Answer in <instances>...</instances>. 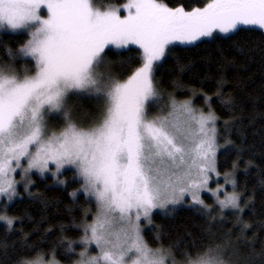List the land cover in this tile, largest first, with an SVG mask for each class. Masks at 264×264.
<instances>
[{"label": "snow or ice", "instance_id": "1", "mask_svg": "<svg viewBox=\"0 0 264 264\" xmlns=\"http://www.w3.org/2000/svg\"><path fill=\"white\" fill-rule=\"evenodd\" d=\"M204 46L219 57L216 75L207 77L213 95L203 82L199 91L173 82L191 93L180 99L161 73L178 49ZM0 48V223L21 238L0 242V264H60L61 255L71 264H264V220L254 227L245 219L258 195L264 201V179L259 193L238 181L260 167L245 159L257 151L246 146V132L258 118L264 133V112L246 117L241 101L258 103L248 92L254 64L264 101V0H0ZM228 69L246 78L233 84ZM33 176L71 197L81 213L71 225L78 240L60 238L48 249L29 242L24 218L10 212L22 192L50 206L31 191ZM178 208L203 220L201 237L187 232L186 243L165 247L157 234L150 243L146 229L160 232L157 210ZM54 228L67 230L57 224L33 232L43 240Z\"/></svg>", "mask_w": 264, "mask_h": 264}, {"label": "trees", "instance_id": "2", "mask_svg": "<svg viewBox=\"0 0 264 264\" xmlns=\"http://www.w3.org/2000/svg\"><path fill=\"white\" fill-rule=\"evenodd\" d=\"M99 3L108 4L112 6H117L125 2V0H98ZM257 41L261 38L259 35L254 37ZM20 39H27V37H21ZM11 47L15 48L18 45L15 43V40L9 37L6 41ZM228 55V53H225ZM0 58L6 59V53L2 48H0ZM231 58V57H230ZM219 57L214 48L210 46H204L199 49H193L190 51H183L181 49L177 50L176 55L173 58H170L165 65L161 75L165 81V88L169 92H174L180 99H189L192 98L191 93L188 92H178L175 88L170 87L169 85L173 82H180L186 88L196 89L197 91L201 88V82H203L204 91L209 95H213L215 88L214 81H209L207 77L211 74L216 75L219 64L217 63ZM180 67H183L185 71L181 72ZM254 74V83L249 82L248 92L251 93L252 99L258 101L254 107L248 99H243L241 102L245 106L244 115L246 117L258 116V113L264 112V101H260V71L259 66L254 64L251 66V70L247 75ZM239 77H245V73L237 74L232 69H228V79L234 84ZM227 91H232V84H229L226 88ZM194 104L197 107L203 108L204 102L202 96H196L194 98ZM85 108L90 107L88 104H84ZM213 107L217 111V114L221 115L223 119H228L229 115L225 112L219 102L216 100V97L213 96ZM239 115V113H238ZM262 124L257 118V123L255 129L248 128L246 132L247 141L246 146L251 147L255 144L256 154L250 152L245 159L253 158V162L256 165H259V169L251 168L248 171V174L241 172L238 175L239 183L244 186L246 185L249 190H256L259 193L260 190V180L264 179V176L261 175V170H264V158L259 156L260 149V136ZM253 131L257 133L256 136H253ZM233 139H236L235 133L232 136ZM240 141L237 140V143ZM234 158V157H233ZM231 159V158H230ZM230 162V161H229ZM241 168H243V162L241 163ZM36 184L33 186L31 191L33 193L42 194L48 201L50 206L45 208L43 204L38 202H33L30 197L24 195L22 202L17 203L15 207L11 210V215H17L24 218V229L25 232L30 233L28 239L30 243L39 242L42 247L48 249L49 246L54 245L60 238L65 240H78L80 233L74 230L71 225L73 217L79 218L81 213L78 208H76L71 200V197L67 195L66 192L55 190L54 188L49 187L52 185V181L49 179L46 183L34 176ZM78 186V185H77ZM73 189L69 188L68 191ZM55 205V207L51 206ZM81 207L90 208L92 205L86 204L84 199L80 200ZM72 209V211H69ZM31 217V219H28ZM41 217H47L52 223L48 222L40 223ZM245 219L247 222L252 223L255 227L256 223L261 220H264V201H261L259 195L257 196V207L255 213L248 212L246 210ZM203 220L194 214L191 210L180 209L171 215H165L162 212H156L154 214V227L160 230L159 233L156 231H148L146 229V239L149 242H152V238L160 234L163 245L168 247L172 244L177 243L180 240L187 242L186 233L191 232L196 238L201 237L200 225H202ZM63 224L66 226V231L61 234L56 231L55 228L53 231L55 234L48 233V236L41 240V235L38 232H33L34 227H39L42 231L48 229L52 225ZM19 227V225H17ZM228 227L231 228V223L228 224ZM259 231V230H258ZM251 235V230L249 231ZM7 239L11 243H20V236L17 234L13 236L12 234H6L4 225L0 223V242ZM159 246V245H153ZM81 249L77 246V251ZM58 251H62L58 249ZM2 258V257H0ZM179 259V257H177ZM57 259L60 260L61 264H71V261L65 257L58 256Z\"/></svg>", "mask_w": 264, "mask_h": 264}, {"label": "rangeland", "instance_id": "3", "mask_svg": "<svg viewBox=\"0 0 264 264\" xmlns=\"http://www.w3.org/2000/svg\"><path fill=\"white\" fill-rule=\"evenodd\" d=\"M123 4V3H122ZM122 4H120V5H122ZM117 6H119V5H117ZM75 103H77V104H79V103H83V102H75ZM33 179H34V176H33ZM221 182H222V180H221ZM24 195H27V193H23L22 192V196H24ZM28 196V195H27ZM205 199H206V202H208V203H212V200L209 198V196L207 195V194H205ZM157 212H160V210H157ZM93 254H95V253H93ZM61 264V263H60Z\"/></svg>", "mask_w": 264, "mask_h": 264}]
</instances>
